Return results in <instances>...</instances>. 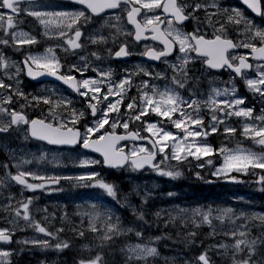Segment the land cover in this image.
I'll list each match as a JSON object with an SVG mask.
<instances>
[{
    "label": "snow or ice",
    "instance_id": "1",
    "mask_svg": "<svg viewBox=\"0 0 264 264\" xmlns=\"http://www.w3.org/2000/svg\"><path fill=\"white\" fill-rule=\"evenodd\" d=\"M69 2L76 7L50 11L46 10L50 7L49 5L29 3L27 7H21V0H0V32L3 33L0 36V45L6 47L10 44L16 45L17 50H20L21 46L37 43L36 38L28 33L14 30L16 28L14 17L20 16L23 12L27 16L36 18L39 24L44 26L46 35L49 25L53 23L54 18H57L60 21L57 24L58 35L66 37L64 45L67 47L61 45L63 51L66 53L71 51L72 55L79 56L78 62L68 64L65 68L51 48L47 49L48 54L34 55L28 52L22 61L11 63L3 54H0V68L4 69V76L14 81V83H7L4 78H0V89L4 90L0 93V114L8 117L6 120L0 119V134L11 135L13 132L20 131L21 126H26L23 128L25 139L30 137L44 141L48 145L77 149L78 156L85 158L74 163L78 167L91 170L71 176H46L23 170L19 163H3L0 164V168L4 170L3 178H0V188L10 187L11 182L14 181L32 192L62 191L59 188L53 189L51 185L59 184L61 180H70L77 186L101 189L117 203H121L117 199L115 185L107 182L102 170H96V166L100 169L128 168L132 171H140L147 167L157 175L175 179L182 173L175 167L166 165L165 162L176 161L179 165L185 161L191 163L189 157L200 161L203 157L211 156L217 150L207 142L208 136L219 132L221 125L226 137L236 133L237 129L227 123L233 116L252 121L243 124L242 135L264 145V0H241L247 10L260 18L259 25L253 18L246 15L244 10L238 7H224L220 0H188V2L183 0L180 2L178 0H69ZM117 9L121 14L126 13L128 24L133 26L134 32H126L125 35L132 36L136 45H139L141 41L150 40L163 47L144 43L143 50L134 53L129 43L124 41L114 52L112 49H107L108 56L122 59L135 54L146 57L148 60L159 61L168 66L171 71L170 77L167 71L152 72L142 65H136L134 71L125 68V74L119 80L113 81L111 69L105 70L92 64L88 56L76 51L85 48L84 43L81 42V37L84 35L82 29L94 17H100L107 10ZM212 9L215 11H211ZM221 12L226 15L228 24L235 25L233 30L238 36L243 34L245 39L233 40L229 37L228 28L219 15ZM115 18L119 20L120 16ZM186 21L192 22L191 31L184 30L187 27ZM77 24L79 27H74ZM162 24L166 27L161 28ZM240 25H243L242 29ZM208 28L212 29L211 35L207 31ZM117 31L119 32L120 29ZM88 39L92 44L106 41L104 36H99L97 39L92 34L88 35ZM113 42L115 43V37ZM238 48L250 49V53L238 54L234 51ZM173 54H175L174 59L170 60L169 57ZM90 55L96 60L101 59L96 51L91 52ZM249 60L255 61V64ZM10 67H14L15 71H8ZM89 69L96 75H86ZM252 69L255 70L256 78H249L245 71ZM213 70L228 72V82L232 87L223 90L213 88L212 94H209L207 99L200 100L197 98L195 88L189 86L198 82L199 77L196 73L203 76L205 73L211 74ZM21 73H25L33 80L40 76L54 77L55 80L66 85L71 92L67 95L56 91H51L48 95L25 93L19 88L22 83ZM140 73L149 79L141 80L139 84H136L133 76ZM236 77L244 81L246 88L254 97L258 96L261 103L258 115L254 116L255 109L246 104V96L237 95ZM153 80H165L168 83L161 89L157 84L152 83ZM133 87L136 88L137 95L130 96L128 93ZM182 89L188 90V98L181 95ZM72 93L80 99L75 100ZM221 95L226 98L218 100L217 97ZM14 96L24 98L25 104L21 105L22 109L28 106L37 107L42 102L43 105L48 106L47 115L32 119L24 111H18L15 107H5L4 105L15 104ZM201 105L208 109L210 118L207 123L201 115ZM122 106L125 109L124 112H121ZM58 108H63L68 113L66 119H58L56 113ZM152 116L160 119L152 122ZM256 121L260 123L257 124ZM130 124H136V126L130 130ZM169 125L178 131L172 132ZM119 128L123 129L122 134L117 132ZM142 132H146L147 135H142ZM138 141H146V144L137 143ZM218 151L223 163L211 175L240 183L242 181L231 173L249 175L252 170V175H259L256 183L261 185L259 190L264 192V154L244 150L233 151L226 147H220ZM88 153L98 154L102 159L91 158ZM157 157H160L159 161ZM39 159H45V155H41ZM55 159L56 157H53V160ZM204 163L212 165L213 162L209 159ZM161 165L165 166L161 167ZM197 166L204 167V164ZM12 167L17 169L15 174L11 172ZM255 169L262 171L257 174ZM197 175L199 176V173ZM29 177L41 183L29 182ZM137 195L140 193L137 192ZM168 195L171 196L172 193ZM5 199L7 203L3 207L5 210H11L8 217L11 227L0 228V243L12 244L17 228L20 230L32 228L43 237L56 239L55 247L59 250L70 247L69 241L58 238L57 234L64 231L62 227L53 233L34 218L31 206L37 197L21 196L17 200L9 194ZM124 202H128L127 196L124 197ZM147 203L148 193H145L141 197V208ZM92 207L91 212L79 213L81 216H88V227L84 229L73 226L71 231L76 235L84 237L86 231L98 234L95 239L100 241L98 247L103 249L111 248L112 244L109 242H114L116 238L134 233L138 242L127 243L119 249L124 255L126 264H150L151 260L160 255L157 247L153 245L162 237L157 236L154 240L143 242L145 234L142 229L125 227L120 217L114 216L110 211L101 212L96 205ZM129 207L133 208V215L145 221L146 210L137 211L130 203ZM36 211L46 212L47 209H36ZM184 211L180 209L179 214L182 215ZM155 215L159 217L160 212H156ZM197 215L201 217L200 223L208 224L213 228L210 235H216L212 225L211 210L208 212L195 210L192 213L193 223H196ZM241 217L258 219L264 224V213H255L251 217L241 213L233 219L231 208L222 210L215 219L223 223L227 218L235 224ZM175 219L176 217H170V220ZM21 221H23V227H21ZM196 226L199 227V224ZM222 234L228 238L227 242L220 241L206 246L201 242L203 251L194 258L185 259L184 264H216L209 255V252L213 250L216 255L225 258L228 264H264V232L257 237H251L247 226L240 224ZM196 235V232H189L188 236L192 239H186L185 244L194 245ZM15 242L44 248L50 246L48 239L35 237ZM83 247L91 252L88 245ZM12 254L11 249H0V264H11L9 258ZM165 259L167 261V258ZM78 264H108V261L102 252H96L87 258H81Z\"/></svg>",
    "mask_w": 264,
    "mask_h": 264
},
{
    "label": "flooded vegetation",
    "instance_id": "2",
    "mask_svg": "<svg viewBox=\"0 0 264 264\" xmlns=\"http://www.w3.org/2000/svg\"><path fill=\"white\" fill-rule=\"evenodd\" d=\"M61 1L64 3L65 7L69 9L76 7L75 5L71 4L69 0H61ZM49 2L50 0H34L30 2L24 1V2H21V7H27L29 3H32L33 5H38L42 3L48 4ZM178 2H180V0H178ZM183 2H188V0H183ZM220 3L224 7H238L244 10L245 14L248 15L250 18H253L257 25L260 24V19L255 17L253 14H251L239 0H220ZM3 11L7 12L8 10H3ZM211 11H215V9H212ZM202 15L203 14H201V16ZM219 15L222 18V22H225L226 27L228 28V35L230 38H232L233 40L245 39V36L243 34L238 36V34L233 30L235 25L227 23V17L224 13L221 12L219 13ZM116 16H120V19L117 20L115 18ZM138 19H140V17H138ZM14 20L16 21V28L14 29L15 31L32 32L33 29L31 27H27V25L29 23L30 24L33 23L36 25L34 17L27 16L23 12L20 14V16L14 17ZM24 23H26V25ZM185 24L187 25V27L184 30L191 31L192 22L186 21ZM77 27H79V24ZM164 27H166V25L162 24L161 28H164ZM217 27H219V24H217ZM240 27L242 29L243 25H240ZM117 29H120V31L118 32ZM207 31L209 35H211L212 29L208 28ZM82 32H84V35L81 37V42L82 41L87 42V45L91 46L90 47L91 52L96 51L101 56L100 60H96L95 57H92L89 53V58H91V61L95 65H101L104 67L110 66L111 71H112L111 79L113 81L119 80L125 74L124 73L125 68L129 69V71H134L136 65H142L145 69H148L149 71H152V72L167 71L168 76L169 77L171 76V71L170 69H168V66L166 64L160 63L159 61L148 60L146 57H142V56L135 55V54L130 57H126L122 59H117L114 56L113 57L108 56L107 49H112L114 52L118 50L119 44L124 41H127L129 43V47L134 53L137 51H142L144 43H148L150 45H154V46L161 47V48L163 47L162 45H159L158 43L152 42L150 40L141 41L139 45H136L132 36L125 35L126 32H134L133 26L128 24L126 13L121 14L118 9L108 10L105 13H102L100 17H94L93 20L82 29ZM92 33H95V37L97 39L99 38V36H104L106 38V41L104 43L92 44L87 39L88 35ZM2 35L3 33L0 32V36ZM113 37H115V43L113 42ZM65 38L66 37H63L61 40H55L53 43L55 45H58L55 48L57 52V57L61 61V63L65 65V68H66L68 64L75 63V61L70 62L69 58L76 57V55H72L70 51L66 53L62 49H60V46L64 44ZM49 41L51 40H48L45 37L38 38L37 43L33 45L21 46L20 50H17L16 45L10 44V46H7V47L0 45V54H3L9 63H11L12 61L19 62L24 59V56L28 52H31L32 54L40 53L41 48H43L44 46L50 45ZM234 51L237 52L238 54L250 53V49H245V48H238V49H235ZM174 56L175 54L169 57V59L173 60ZM249 62L255 64V61L249 60ZM197 67H199V65H197ZM8 71L14 72L15 69L14 67H10ZM245 71L249 78H256V73L254 69L245 70ZM196 75L199 77L198 82L195 85H190L189 87L195 88V91L197 93V98L200 100L207 99L208 95L212 94L213 88H218L220 90H223L224 88L231 89L232 87L231 83L228 82L229 74L228 72L224 70H220V71L213 70L211 74L205 73L203 76H200L199 73H196ZM0 78H4L7 83H14V81L8 80L7 77L4 76L3 68H0ZM20 79L22 80V83L19 85V88L28 94L40 95V91H39L40 88L44 89L43 95L50 94L51 92L50 90H55L56 92L60 91V92H63L65 95L71 92V90L67 89L61 84L50 81V80L35 83L29 80L25 73H21ZM148 79L149 77L144 76L143 73L133 76V81L136 84H139L141 80H148ZM152 83L157 84L161 88L162 85L168 83V81L153 80ZM235 84L237 88V95L246 96L247 97L246 104L255 109L253 113L254 116L258 115L261 109V103H260L258 96L254 97L253 94L248 91L244 81L241 80L240 77L235 78ZM2 92H4V90L0 89V93ZM180 92L182 96H184L185 98H188L189 96L188 90L182 89L180 90ZM128 95L130 96L137 95L136 88L133 87L131 91L128 93ZM72 96L75 100L80 99L79 97H76L74 93H72ZM221 96L224 99L226 98L223 95ZM14 100L16 101L14 105L12 106L4 105V106L5 107H15L16 110L18 111H24L32 119L38 116V115L32 116V113L34 112V109H35V107L33 106H28L23 109L21 108V105L25 104V100L23 97L14 96ZM29 100H31V96H29ZM201 108H202L201 115L204 116L205 123H207L210 118L208 109L204 107L203 105H201ZM47 109H48V106L43 105L42 113L47 115ZM188 110L191 111V109H188ZM56 113H57L58 119H66L68 115V113L63 108L56 109ZM0 119L6 120L8 119V117L5 116L4 114H0ZM158 119L160 118H157L156 120ZM227 122H229V124L235 127L237 130H242L243 120L241 118H238V119L229 118ZM256 122L259 123V121H256ZM136 124H139V122H136ZM136 124H130V130L133 129L136 126ZM169 126L171 127V125ZM24 127L26 126H21L20 131L13 132L11 135L0 134V164H3V163L14 164V162L16 161V156L18 155V151L25 150L22 147H30L28 148V150H31L32 152L37 150L40 152L43 151L45 153H49L52 151L60 152V153L61 152L69 153V152H74L77 150V149H68V148H58L56 146L48 145L45 142L34 140L30 137L25 139V133L23 131ZM172 128L176 132L178 131L174 127ZM220 129L221 130L219 132H222L223 131L222 125L220 126ZM207 142L210 143L213 146V148L217 150L211 156L203 157L200 161H196L192 158H189L191 163H189L188 161H185L183 164H179V165L177 164V162L175 163L176 170H179L182 174L181 176L175 179H172L173 193L178 192L182 187L188 186L190 189L197 188L199 191V192L196 191L197 194L203 196L201 200L196 199L198 198V196H196V198L193 199L194 193L191 195V197H188L189 195L186 196L187 199L191 198L190 202H195L196 200L197 202H195L194 204L188 203L187 206H185V208L193 209V210L198 208V210L207 212L211 206L210 199H209L210 193L208 190L212 187V188H216L214 197L217 199L216 201H212L213 203H216V202L225 203L226 202L225 195H231V198L232 197L244 198V200L249 202V206H252L253 208H257L258 211L260 210L264 211V192L259 190L261 188V185L259 183H256V181L259 179V175H257L256 177H253L252 179L247 180L248 188L246 190H243L241 188V186L243 185V182L234 183V182L224 179L223 177L217 178L211 175V173L215 171V169L222 164V156L220 155L218 150L220 147L223 146V144H219L221 143V141L218 142V140L214 137V135L208 136ZM254 143H255L254 152L258 154L260 153L264 154V145H260L256 142ZM209 159L212 160L213 162L212 165H207L204 163L206 160H209ZM198 164H204V167H198L197 166ZM16 171L17 170L14 169V167L11 168V172L13 174H15ZM2 172H4V170L0 168V178H3L4 173L1 175ZM197 173H199V176L197 175ZM28 180L29 182H32V183H41L40 181H33L31 178H28ZM64 187H67V190L64 191V192H67L68 188H71L72 185L67 184L66 186H63V188ZM202 190H203V193H202ZM11 191L12 193H14L13 191L21 192V191H26V189H24L22 186L17 185L14 181L11 182L10 187L5 186V187L0 188V193H2V195L10 193ZM36 192H40V190H37ZM71 192H67V194H69L70 197L72 195ZM40 198L41 199L36 201L37 202L36 205L38 204H40V206L45 205V200L42 197ZM70 202H71L70 199L65 200V203L67 204ZM224 205L226 206L227 204H224ZM9 215L10 214L8 213L0 214V219H2V221H0V228L4 227L8 223ZM85 222L87 223L88 221H85ZM258 225H259V229L255 231L257 234L258 232L261 234L262 232H264V224L258 223ZM258 225L256 224V226ZM84 242L90 243L91 241L89 240V238L86 237Z\"/></svg>",
    "mask_w": 264,
    "mask_h": 264
},
{
    "label": "rangeland",
    "instance_id": "3",
    "mask_svg": "<svg viewBox=\"0 0 264 264\" xmlns=\"http://www.w3.org/2000/svg\"><path fill=\"white\" fill-rule=\"evenodd\" d=\"M38 5H49L50 7H48L46 10H50V11L61 10L63 8H67V7H65L64 3L61 0H50V2L48 4L42 3V4H38ZM34 20H35V23L37 25V29H35V30L33 29L32 32H26V33H28L30 36L35 37L37 41H38V38H43V37H45L48 40H51V41H49L50 42L49 46H44L43 48L40 49V51H41L40 53H35L34 55L48 54L47 49L51 48V49H53V53L57 56V52H56L55 48L58 45H55L53 42L55 40H61L63 38V37L58 35L57 24L60 23V21L57 18H54L53 23H51L49 25L48 33L46 35L44 26L40 25L39 22L36 20V18H34ZM77 26H78V24L74 25V27H77ZM92 35L95 36V33H92ZM87 39H88V37H87ZM82 43H84L85 48L78 49L76 51L79 52L81 55L88 56V58H89V53H91V50H90L91 46L87 45V42L82 41ZM62 45L64 47H67L64 44H62ZM60 49H62L61 46H60ZM69 60H70V62L75 61V63H76L79 61V56L76 55V57H71V58H69ZM89 60L92 64H94L91 61V58H89ZM96 66H98L102 69H105V70L111 69L110 66H105V67L101 66V65H96ZM86 75L95 76L96 74L94 72H92L91 69H89V71L86 73ZM164 85L165 84L162 85L161 89H163ZM39 91H40V95H43L44 89L40 88ZM50 91H55V90H50ZM57 92H60V91H57ZM110 99H113V97H110ZM217 99L223 100L224 98H222V96H219V97H217ZM220 106L222 107V105H220ZM124 111H125V109L122 106L121 112H124ZM34 112H37L38 113L37 115L42 117V118L44 116H46V114L42 113L43 112V104L35 107ZM111 115H115V114H111ZM231 118L232 119H238L237 117H234V116ZM156 119H157V117H155V116L151 117L152 122H156L157 121ZM241 119L243 120V123H245L244 118H241ZM248 123H251V122L248 121ZM255 123L259 124L260 122L259 123L255 122ZM169 129L174 133L176 132L175 130H173L172 127H170ZM242 129H243V127H242ZM118 130H123V129L119 128V129H117V131ZM142 133L147 134L146 132H142ZM238 139H247L251 142L250 146L255 147L254 146L255 140L253 138L246 137V136L242 135V130H240V131L237 130L236 133L232 134L229 137L225 136V140L227 141V144L224 145L223 147H226V148L233 150V151L244 150V151L253 152L252 150H249L248 148H246L243 145H237L233 148H230L229 146L231 143L229 144V141H238ZM130 146L131 145H129V147ZM22 148H24L25 150L18 151V155L16 156V161L14 163H19L21 165V168L23 170H26V171H31V172L41 174V175H46V176H56V175L71 176V175H77V174H80L82 172L91 170V169H86V168H81V167L76 166V163H78L79 159L85 158L84 156H78V152H76V151H75V153H69V154L68 153H58V152H53V151L49 152V153H45L43 151L40 152L37 150L32 152L31 150H28V148H30V147H22ZM41 155H45V159H43V160L39 159V157ZM88 156L91 158L101 159L100 157L93 155V154H90V153H88ZM53 157H56V159L53 160ZM189 158H191V157H189ZM25 161H28V162L25 163ZM74 162H76V163H74ZM173 162L176 163V161H171V162L166 161L165 164L170 166V167H173L174 166ZM222 163H223V161H222ZM164 166L165 165H161V167H164ZM220 166H218V167H220ZM14 169H16V168L14 167ZM96 170H102L104 177L106 175H109L107 178L109 183L115 182L116 177L112 174L110 175L109 171L107 169H100L99 166H96ZM123 171H124V174L127 176V180L129 181V185H130L131 190L134 192V195H136V197H138L140 199V201H141V197L145 193H148V195L151 197V199H155L156 195H157L156 191L160 188V184L164 180L169 181L171 179L170 177L157 175L154 171L146 172V173H140L137 171H132L131 169H128V168H126ZM251 171L252 170H250L249 175H243V174L238 173V172H232V173H237L240 177L252 179L253 177H256L257 175H252ZM254 171L257 174H259L262 170L261 169H255ZM3 173L4 172H2L1 175ZM60 182H59V184L51 185V187L53 189H57V188L62 189V191L45 192V191L40 190V192H32V191L26 190V191H21L22 193L19 191H13V192H15V194H13L11 191L10 193L1 195L0 196V214H3V213L10 214V212H11L10 209L5 210L3 207L7 203L5 197H7L9 194H11L13 197H15L18 200L21 198V196L26 198V194L28 193V194H30V197H32V196H35L37 198L42 197L45 200V205L40 206V204H38V205L31 206L33 213H34V218L37 221L41 222V224L44 223L45 227L47 229H48V227L50 228L51 226L52 227L54 226L53 231H55V232L58 228L62 227V226L57 225V223L55 222L56 219H58L59 223H61V224H64V223L67 224V226H66L67 228L65 229V232H67V229H69V230L72 229V227H70V226L68 227V224L71 223L73 225L74 220H75V222H77V219H79L78 220L79 224L81 226H84L83 227L84 229H87L88 223L81 224V220L88 221V216L87 215L81 216V215H79V213L91 212L93 205H100V208H97V209L100 210L101 212L110 211L112 214L115 215V208H114L113 204L116 200H114L112 197H109L103 190L98 189V188L86 187L85 193H79L78 195L72 194L70 197L69 194L64 193V189H63L62 185L70 184V185H72L71 189H74V188L84 189L85 187L77 186L74 181H70V180H63V181L61 180ZM139 182L144 185L142 188V191L139 190ZM72 192L74 193L75 191H72ZM137 192H139L140 195H137ZM19 193H21V194H19ZM125 196L128 197L127 203L124 202ZM66 199H70L71 202L68 204H65ZM75 199H78V201H75ZM117 199H119L124 204V206L128 209V211L131 215H133V208L129 207V203L132 206H134L137 211H139L138 206H137V202L133 201L131 199V195H122V194H120L119 190H117ZM84 202H87L88 204L85 205ZM13 203H15V201H13ZM122 203H120V204H122ZM51 205L54 206V208L57 210V213L54 211V209H52ZM66 205L69 208V210H68L69 215H72L71 213L73 211L72 210L73 206L75 207V209H77L76 211H74V215L70 216V219L66 218L67 214H65V212H64ZM82 207H84L85 210H82L81 209ZM143 208H145V205H143ZM228 208H231L233 210V219H235L236 216H240L241 213L247 214L248 217H251L252 214H255V213H264L263 210L258 211L257 208H253L252 206H249V202L244 200V198L232 197L231 202H229L226 206L222 207L220 210H218L214 213L211 212L212 218H213L212 219V225L216 230L215 236H216L217 241L215 243H218L220 241H225V239H223L224 237H223L222 233L224 231H228L232 228H236L240 224H245L247 226V229L249 231V235L251 237H257L260 234L259 232L257 234L255 231V230L259 229L258 223L262 224L261 221H259L258 219H253V218L245 219V218L241 217V219L236 220L235 224H233L232 221L227 219V218L224 219L223 223H221V221L215 219V217L220 215L222 210L228 209ZM36 209H41V210L47 209V211L46 212L36 211ZM180 209H184V208H181V206H178V205L159 207L157 212H160L159 217L164 222L162 224L163 225L162 228L167 227L168 224H171V226L174 227L175 230H178L182 227L183 230L178 232V234L183 233L184 235H187V233L191 232V231H188L189 229L193 230L192 228L207 227V228H209V231L212 233V231H213L212 227H209L208 224L200 223L201 217L199 215H197L195 217L196 223H193L192 213L195 210H197L198 208L195 210L191 209L190 211H184V213L182 215L179 214ZM165 210H166V212H165ZM200 211L203 212L202 210H200ZM45 216H47V219H45ZM170 217H176V219L170 220ZM0 221H2V219H0ZM255 222L258 226H256ZM196 224H199V227H197ZM129 226L136 228V226L134 224H128L125 227H129ZM4 227H11V225L9 223H7ZM21 227H23V221H21ZM1 228H3V227H1ZM24 229H27V228H24ZM21 231H23V230H20V228H17V230H16V232H18V233H20ZM128 234H130V236H131L132 233H128ZM128 234L126 236L118 237V238H120V241L118 242L119 246L117 248V252H115V254L117 256H115L113 254V252H111L109 255H107L106 260L108 261V264H126V261L124 259V255L120 252L119 249L127 243L138 242V241L134 240L133 238L129 239V237H127ZM96 235H98V234H93L90 231H86L85 236L87 238H89V240L91 242L90 243H83V244H81V246L79 244H77V246L73 247V251L75 253H77L81 258H87L89 255H94L96 252L100 251L97 249V245L100 244V241L98 239H95ZM34 237L39 238V239H48L49 240V237H43L42 234L37 233L33 229H31V232L29 235L23 236L22 238H19L17 241L32 239ZM212 237H214V236H212ZM81 238L82 237L78 236V241H80ZM118 238H116V240L114 241L113 244H117ZM123 241H125V242L123 243ZM56 242H57V240H56ZM145 242H147V241H145ZM17 245H25V244L17 243ZM84 245H88L91 248V252L85 250L83 247ZM153 246L157 247L160 255L157 258H155L154 260H151L150 264H173V261H175V264H184V260L188 259V256H186V254L184 252L181 253V252H178L175 250H170V249L163 250L162 247L160 246V244L158 243V241H156ZM38 247H40V246H38ZM0 249L9 250L11 248L6 247V246H0ZM13 254L9 259L11 261V264H16L13 260ZM209 254L213 255V257L215 258L216 264H228V262L225 258H222V257L216 255L215 250L210 251ZM165 258H167V261ZM57 259H61V260L66 261V264H78V263H71L69 261V259L66 257L65 258L56 257L49 264H56L55 261ZM114 260H116V261L113 262ZM118 260H121V261H118Z\"/></svg>",
    "mask_w": 264,
    "mask_h": 264
},
{
    "label": "trees",
    "instance_id": "4",
    "mask_svg": "<svg viewBox=\"0 0 264 264\" xmlns=\"http://www.w3.org/2000/svg\"><path fill=\"white\" fill-rule=\"evenodd\" d=\"M29 26L34 27L32 24H30ZM42 104L43 103L41 102L40 105H42ZM110 173L116 177L115 186L119 189L120 193H125V194H129L131 196H134V192L131 190L129 183L127 181H125V178L123 177V172L112 171ZM166 183H168V182H166ZM143 186L144 185L139 182V190L140 191H142ZM165 187H167V186L165 185V183L163 181L160 184V188L156 191L157 195H156L155 199H151V197L148 195V203H147V205H145V208H141L140 199H136L139 211L146 210L145 211V221H147V223H145V221L139 220L137 218V216H135V215H128L127 214V208H125L120 203H117L115 201V203H116V207H115L116 214L118 217H120L122 224H127V225L128 224H134L136 226V228L142 229L144 231V234H145V239H144L145 241L154 240L155 237L159 236V237H162V239H160L158 241V243L160 244V246L162 247L163 250L170 249V250H175V251H178L181 253L184 252L188 256L197 255L199 252L198 250L203 248L201 246V242H203V245H206L207 242L211 243L213 241V239L210 238L208 241L209 235L206 233L207 232L206 228H203V227L202 228H192L193 230L189 229L188 231L197 233L196 237L194 238L196 243L194 245L187 246L185 244V240L186 239H192V237H189L188 233H187V235H184L183 233L178 234V232L183 230L182 227L178 230H175L174 227L171 226V224H168L167 227L162 228L163 227L162 224L164 222L160 219V217H157L155 215V213L157 212L159 207L171 206V204H172L171 203V196L168 195L166 190H164ZM196 191H198L197 188H193V189L191 188L190 189L188 186H185V187H182L180 189L179 195L180 196H188L189 195V197H191V195L194 193L193 199H195L196 196H198V198H196V199L201 200L203 198V196L197 194ZM208 191L210 193L209 194L210 201H216L217 199L214 197L216 188L211 187ZM202 193H203V190H202ZM68 210H69V208H67V211ZM67 211H65V212H67ZM73 226H79V225H78V223H74L70 227H73ZM66 228H64L63 232L58 233V234H61L62 236H64L65 239H67L65 237V229ZM53 229H54V226L53 227L51 226L50 230H53ZM165 231L170 234V237H174L175 239L171 240L169 237L167 239L164 236L166 234ZM131 238H133L134 240H137L134 233L131 234ZM178 238L180 240H178ZM98 245H97V247H98ZM24 248L27 249L28 247H24ZM98 250H100L98 252L103 253V255L105 256V259H106V256L109 255L111 252H113V246L111 248L104 247L103 249H101L99 247ZM65 253L66 254L70 253L73 256H75L74 253L70 252L69 248L65 251ZM76 260L79 261L80 258H77ZM20 262L22 264H30V263L23 261V260H20ZM37 263L38 262H35L33 264H37Z\"/></svg>",
    "mask_w": 264,
    "mask_h": 264
},
{
    "label": "bare ground",
    "instance_id": "5",
    "mask_svg": "<svg viewBox=\"0 0 264 264\" xmlns=\"http://www.w3.org/2000/svg\"><path fill=\"white\" fill-rule=\"evenodd\" d=\"M258 154V153H257ZM63 181V180H62ZM65 191L67 190V187H64L63 188ZM67 193V192H66ZM85 203H87V202H85ZM51 207H52V209H54V211L57 213V210L54 208V206H52L51 205ZM96 207L97 208H100V205H96ZM72 215H74V211H76L77 209H75V207L73 206L72 207ZM59 211V210H58ZM72 215H69V213L66 215V218L67 219H70V216H72ZM79 219H77V222H75V220H74V223H79V221H78ZM165 237L168 239V237L171 239V240H174L175 238L174 237H170V234L168 233V232H166L165 231ZM73 236V237H72ZM65 237L67 238V240L70 242V244L72 245V247H74V246H77V243H78V236L73 232V231H71V230H69V229H67V232H65ZM127 237H129V235L127 236ZM224 238L223 239H225V241L227 242L228 241V238H226L225 236H223ZM178 240H180L179 238H178ZM120 241V238H118V242ZM38 259L37 258H35V261H37ZM26 262H28V263H30V264H33V260L32 259H26L25 260ZM116 260H114L113 262H115ZM118 261H121V260H118Z\"/></svg>",
    "mask_w": 264,
    "mask_h": 264
},
{
    "label": "water",
    "instance_id": "6",
    "mask_svg": "<svg viewBox=\"0 0 264 264\" xmlns=\"http://www.w3.org/2000/svg\"><path fill=\"white\" fill-rule=\"evenodd\" d=\"M23 1H33V0H21V2H23ZM108 11V10H107ZM250 11V10H249ZM255 15V14H254ZM27 78L28 79H30V80H32V81H34V82H42V81H46V80H53V81H57V80H55V78L54 77H51V76H40V77H37L35 80H33V79H31V78H29L28 76H27ZM57 82H59V83H61L60 81H57ZM62 84V83H61ZM63 85V84H62ZM63 86H65V87H67L66 85H63ZM39 141V140H38ZM42 142H44V141H42ZM139 142V141H138ZM121 143H124V142H121ZM66 147V146H65ZM93 154H95V153H93ZM98 155V154H97ZM147 168V167H146ZM145 168V169H146ZM145 169H143V170H145ZM143 170H140V171H143Z\"/></svg>",
    "mask_w": 264,
    "mask_h": 264
}]
</instances>
